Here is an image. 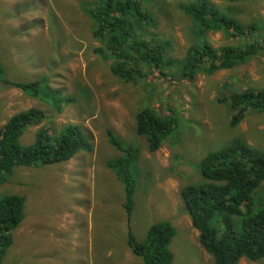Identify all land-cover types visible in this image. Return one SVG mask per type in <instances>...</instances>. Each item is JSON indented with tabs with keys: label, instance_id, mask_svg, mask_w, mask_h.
Wrapping results in <instances>:
<instances>
[{
	"label": "rangeland",
	"instance_id": "1",
	"mask_svg": "<svg viewBox=\"0 0 264 264\" xmlns=\"http://www.w3.org/2000/svg\"><path fill=\"white\" fill-rule=\"evenodd\" d=\"M94 1L97 0H0V65L4 76L23 82L44 79L45 84L38 98L0 81V129L13 114L38 107L46 117L42 124L28 127L21 138L23 144L32 143L41 127L53 135L68 123L81 125L93 144L92 151H78L67 161L39 167L17 166L0 185V197L24 195L26 212L38 209L39 203L44 210L54 211L63 202L61 195L55 198L52 193L59 181L60 189L73 192L70 206H78L76 218L82 220L85 211L91 214L90 224L97 239L110 236L120 241L113 254L98 249L96 259L102 264H132L135 258L133 264L140 263L127 244L124 184L107 166L108 161L122 154L108 139L110 128L136 153L137 160L131 165V173L137 176L135 205L129 224L135 238L144 240L151 224L170 220L177 230L170 243L174 264H213L212 255L199 241L180 190L204 181L200 164L210 151L237 138L264 149V110L246 114L239 124L232 125L233 110L225 101L245 88H264V50L248 62L212 73L207 72L209 64L204 62L196 77L190 79L182 74L181 65L190 45L198 41L194 31L197 23L180 9V4L197 0H139L157 22L156 27L146 28L149 38L154 33L156 42L171 43L169 53L177 60L163 73L146 67L143 77L127 82L112 73V60L94 52L95 47L106 46V41L92 36L95 22L86 8ZM210 2L218 12L236 17L243 24L256 22L259 28L264 27V0ZM207 34L215 48L252 40L228 38L214 31ZM253 38L264 42V30L254 32ZM54 91L65 97L73 95L74 101H60L61 110H57L54 98L49 96ZM146 106L160 114L172 113L177 119V127L156 151L150 150L148 137L136 131V114ZM113 187L124 196H112ZM59 211H65L64 204ZM48 215L27 214L23 228L29 217L41 220ZM43 227L40 222L35 230L40 234ZM18 230H14L16 242L2 264H23ZM50 238L72 257L81 253L68 237L62 243L56 242V235ZM66 264L76 262L70 259ZM239 264H264V259L251 261L243 257Z\"/></svg>",
	"mask_w": 264,
	"mask_h": 264
},
{
	"label": "trees",
	"instance_id": "2",
	"mask_svg": "<svg viewBox=\"0 0 264 264\" xmlns=\"http://www.w3.org/2000/svg\"><path fill=\"white\" fill-rule=\"evenodd\" d=\"M180 9L197 23L194 31L198 41L190 45L181 65L185 77L194 79L204 62L209 64L207 72L212 73L248 62L264 50V42L253 38L254 32L264 30L256 22L243 24L236 17L222 14L210 0L180 4ZM86 13L95 22L94 39L106 41V46H97L94 52L102 59L112 60V73L125 81L136 82L144 76L146 67L163 73L177 60L169 53L171 43L156 42L154 33L149 38L146 28L156 27L157 22L139 0H97L87 6ZM209 31L252 40L215 48ZM0 81L38 98L45 85L44 79L31 82L7 79L1 65ZM54 92L59 97L55 93L49 96L54 98L57 110H61L60 101L65 104L74 101L73 95L65 97L60 91ZM225 101L233 110L231 123L237 125L246 114L264 110V88H245ZM45 117L40 108L31 107L13 114L0 129V185L13 175L17 166L59 163L70 160L78 151L93 150L84 129L76 123L66 124L53 135L41 127L32 143L23 144L21 138L28 127L42 124ZM135 126L138 134L148 137L150 150L156 151L177 127V119L172 113L160 114L146 106L136 114ZM107 135L110 143L122 152L108 161L107 166L124 184L123 206L130 224L137 183L131 165L137 160L136 153L112 129H107ZM200 169L204 181L183 186L180 196L193 227L199 232L202 247L213 257V264H239L243 257L251 261L264 259V149L237 138L207 153ZM25 202V196L20 194L0 197V264L14 243V230L24 219ZM176 233L170 220H160L151 224L144 240L138 241L129 225L128 244L141 264H174L170 243Z\"/></svg>",
	"mask_w": 264,
	"mask_h": 264
},
{
	"label": "crops",
	"instance_id": "3",
	"mask_svg": "<svg viewBox=\"0 0 264 264\" xmlns=\"http://www.w3.org/2000/svg\"><path fill=\"white\" fill-rule=\"evenodd\" d=\"M117 179L121 181L119 178ZM67 183L68 181L63 184V188ZM55 188L52 193L55 194V198L61 195L63 202L60 201V204L54 208V211L44 210L39 203L37 205L38 209H33L32 213L26 212L25 203L24 219L28 217L27 214L30 216L33 214L39 216L43 214L49 215L47 218L41 217V220L35 217H29L25 228H23V221L19 225L18 228L20 230L18 231L20 232H18V235L19 242L22 244L23 264H66L70 259L74 260L76 264H102L95 257L98 249L103 248L108 254H113L120 246V241L114 240L110 236H103V240L97 239V235L94 233L93 227L90 224L91 214L85 211L82 220L76 218L75 213L78 206L76 208L70 206L73 192L60 189L62 188V183L59 181L56 182ZM111 195L115 198H121L124 196V193L120 190L117 194L115 187H113V193ZM62 204L65 205L64 212L59 211ZM88 204L90 205V200ZM40 222L43 223L44 227L39 234L35 230V226ZM127 229L129 233L128 221ZM58 232H62L63 234H59ZM52 235H56V242L58 243L64 242L65 238L68 237L73 244L81 249V253L72 257L69 252L57 247L55 241L50 238ZM15 242L16 240L14 239V244ZM128 247L133 252L129 244ZM135 261L134 258L133 263ZM138 264H141V262Z\"/></svg>",
	"mask_w": 264,
	"mask_h": 264
}]
</instances>
